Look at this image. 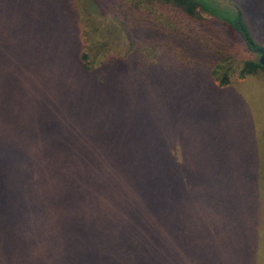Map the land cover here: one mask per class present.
<instances>
[{"label": "rangeland", "instance_id": "obj_1", "mask_svg": "<svg viewBox=\"0 0 264 264\" xmlns=\"http://www.w3.org/2000/svg\"><path fill=\"white\" fill-rule=\"evenodd\" d=\"M132 1L101 0L104 14L88 0H0V54L25 108L0 117V264H120L106 253L111 230L146 228L163 255L138 264H264V71L241 76L258 55L213 20L208 35L229 83L168 63L173 53L142 79L111 13ZM226 1L264 45V0ZM80 54L93 68L112 63L102 81V72L82 77ZM23 150L44 156L16 159ZM48 162L85 167L98 194L72 230L61 207L48 221ZM177 166L189 174L172 178L168 197L155 171Z\"/></svg>", "mask_w": 264, "mask_h": 264}, {"label": "trees", "instance_id": "obj_2", "mask_svg": "<svg viewBox=\"0 0 264 264\" xmlns=\"http://www.w3.org/2000/svg\"><path fill=\"white\" fill-rule=\"evenodd\" d=\"M87 4L91 11L106 13L101 0H88ZM142 4H145L143 14L140 13L141 10L139 9ZM118 5L120 6L115 7L111 13L120 17L117 25L134 46L136 55L131 56V61L133 65H136V72L142 79L149 78L154 72L162 70L165 67L163 63L173 53L176 56V61L168 60V63L178 62L185 69L193 72V75L197 71L210 70L213 77L219 80L221 85L229 83L228 72L223 70V62H226L227 59L220 54L223 52L219 51L216 42H213L212 37L208 35L213 20L220 22V31H226L228 37H232V34L238 36L246 43L250 51L258 55L257 59L244 62L241 76L244 77L257 70L264 71V66L259 62L260 55L264 54V45L256 40L245 11L229 1L133 0L130 4L121 3ZM205 14L209 16L206 17ZM88 58L89 55L87 54H80L77 58V61L81 63L79 67L83 69L81 75L86 79L89 78L90 74L94 75L96 71L97 73L105 71L112 65V63H106L98 68H93L87 62ZM128 58L130 57L123 59ZM115 62H122V60ZM222 70L224 71L223 75L220 73ZM6 71V65L0 54V117L8 116L11 107L20 117L25 114L23 96L16 92L17 88L13 83L9 84ZM102 74L104 72L99 77L100 81H102ZM35 94L37 96L34 98V102L41 103L44 101L43 96L38 93ZM27 95L28 92L24 94V97L26 98ZM0 120L2 119L0 118ZM6 126L7 122L0 121V127ZM23 141L24 143L27 142L24 139ZM16 153V159L44 156L42 154L30 155L24 150ZM84 168L48 162L46 176L48 180V221L50 224L57 222L55 215L61 207L64 226L72 230L71 227L77 223V218L94 205L95 197L98 194H95L94 189L89 187L91 178L87 171L85 173ZM188 174L189 168L183 166L161 167L155 171L156 180L160 176L165 178L163 180L159 178L158 183L162 185L161 188L164 187L168 197L172 196L168 190L173 189L172 178L174 176L176 178L181 177L184 181ZM157 188L153 189L156 190ZM154 196H148L146 200L148 205L156 210L153 207ZM65 232V237L69 238L70 234ZM111 233V250H107L106 253L107 256L116 258L120 264H130V261L138 264L142 257L156 259L163 255L161 251L163 242L159 236L152 234L151 229L146 228L141 233L129 232L125 236H119L113 230ZM143 235H145L144 244L141 241ZM102 253L104 252L102 251ZM78 254L83 255V252L80 251ZM218 259L220 258H216V260ZM214 264H218V262L215 261Z\"/></svg>", "mask_w": 264, "mask_h": 264}, {"label": "water", "instance_id": "obj_3", "mask_svg": "<svg viewBox=\"0 0 264 264\" xmlns=\"http://www.w3.org/2000/svg\"><path fill=\"white\" fill-rule=\"evenodd\" d=\"M259 62L264 66V54L260 55Z\"/></svg>", "mask_w": 264, "mask_h": 264}]
</instances>
